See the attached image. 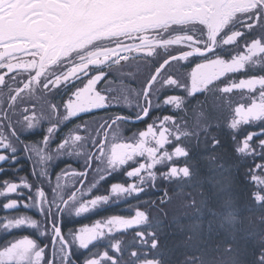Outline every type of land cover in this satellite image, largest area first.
<instances>
[{"label": "rangeland", "instance_id": "obj_1", "mask_svg": "<svg viewBox=\"0 0 264 264\" xmlns=\"http://www.w3.org/2000/svg\"><path fill=\"white\" fill-rule=\"evenodd\" d=\"M210 1L101 0L97 11L82 21L74 15V0H15L12 7L4 6L5 8L0 10V42L15 43V52L23 47L37 48L38 55L46 51L47 63L44 65L50 64L53 57L60 58V56L78 58L77 62H79L68 68L76 73L73 77L76 80L75 84L52 91L51 88L37 86L36 80H29L23 82L26 86L22 90L15 89L3 94L0 97V105L11 120L19 119L23 115L22 109L27 107L30 116L25 119L35 114L37 118L46 122L45 127L47 124L58 123L51 105L56 104L57 107H61L66 100V95L74 88H80L85 84L82 79H77L79 72L74 69L88 58L91 61L97 57L114 56V63L107 66L99 87L101 90L110 87L112 91L108 95L116 97L121 104L124 103L121 99L122 93L124 90H130L129 95L133 105H139V107L131 106L122 109L125 116L134 118L132 122L126 120L129 123L125 119L119 120L114 125L108 123L117 115L116 110L99 112L89 117L88 127L94 130L100 139L96 140L92 137L95 146L82 145V154L73 155L71 159L53 161V165L48 166L53 176L52 182L46 183L39 177L33 178L29 170L31 162L23 158L27 155L23 149L17 153L20 158L15 164L6 162L5 165L0 166L6 168V171L0 172V175L11 170L16 173V176L13 173L10 176H0V181H23L29 176L34 188L36 185L43 184L50 196L53 191H63L65 195L71 191L67 187L53 188V184H58L56 174L59 171L64 170L62 177L69 174L67 183L77 186L82 179L81 171L83 172L88 166L84 175L85 179L87 177L84 188H95L98 192L94 193V197H108V200L79 218H69L71 216L69 209L66 213L69 217H65V231L105 223L116 216L129 217L133 213L127 215L124 213L131 211L129 207H134L136 200V206L148 214L147 225L140 228L145 233L148 244L140 243L135 234L136 229L118 233L116 238L122 239L126 249L123 264H138V260L134 259L130 252L132 250L143 252L145 247L149 256L154 258L153 264L192 263L194 259L192 256L200 251L196 244L199 242L205 244L199 239L202 234L201 217L205 220L207 217L211 218L212 223L218 227L220 237L215 249V254L218 256L217 264H240L239 261L248 258L251 260L255 255L264 256V204H258L252 199L251 193L255 190V186L249 179V169L253 163L264 161V155L261 154L264 128L260 127L261 125L255 126L251 132L244 127L247 121L239 120L233 128L231 119H235V114L228 110L229 107L222 103L221 98L212 95L211 100L206 102L204 107L193 112L194 118L189 124L186 123L187 130L182 137L179 136V140L171 142L169 134H165L164 142L171 143L169 152L171 155L161 152V155L153 157L154 150L151 145L144 148L145 151L135 150V144L146 142V136L153 145V140L146 131L147 126L153 127V125L147 122L142 130L130 125L138 121L140 116H136L144 107L140 96L132 95V92L143 90L155 66L160 65L168 56L185 51L190 45L187 40L191 42L195 40L199 45L208 41L205 19ZM246 1L248 0H228V3L231 7L235 5L242 7ZM177 24H184L186 27L177 31L165 30L166 27ZM187 27L193 29L188 31ZM172 43L181 45L174 46ZM209 48L210 46L200 50ZM121 55L123 58L120 57ZM124 55L131 58L125 59ZM189 57L194 55L187 56L186 63L183 58L173 60L161 74L163 79H167L170 75L177 78L180 83L175 88L176 94L184 89L186 92L189 90L191 74V68L188 66ZM159 82L158 80L157 83ZM20 91L23 92L20 94ZM17 92L18 95H16ZM13 96L15 98L10 99ZM13 112L16 113L15 116L12 115ZM5 123L7 125V122ZM71 123L65 124L55 134L53 145L60 142L59 138L61 135L63 138L65 130ZM103 123H108V127L101 132L98 125L102 126ZM17 131H27L26 126L21 129L17 125ZM36 133L40 135L35 140L39 143L40 137L44 135L43 129L29 132L21 139L33 141L31 139L36 136ZM214 140L219 141L215 147ZM155 141L158 142V139ZM130 143L133 144L129 153L122 151L120 156L116 154V149L120 152L122 147L130 146ZM245 144L248 145V149L245 148L244 153H238L237 150ZM15 146L21 147L19 143H15ZM29 146L36 147L33 144ZM177 148L186 151L187 156L176 158L174 153ZM100 153L102 156L99 155ZM60 164H62L61 167ZM185 166L190 170L189 177L185 178L182 174L179 178L172 177L171 168L180 169ZM157 173L165 175V182L161 185L171 187L174 191L172 203L165 204L163 210L159 211L145 203L146 196L149 195L146 193L151 192L152 186L158 185V180L164 181L160 176H156ZM260 174L264 175V170ZM84 180L77 190L82 187ZM113 185L134 187H131L125 195H113L111 191ZM234 185L240 188L237 192L233 189ZM196 187H198L197 191ZM202 187H207L208 192L201 193ZM19 193L23 195L0 198V220L5 216L19 218L22 215H28L38 219L43 225L44 219L39 217L34 207L30 206L27 209L20 207L8 213L4 212L2 207L4 202L9 199L23 201L29 195L28 191L26 189L22 191V188L19 189ZM59 199L57 196V206L63 208ZM92 212L93 215L90 217ZM98 214L100 217L95 218ZM52 216L54 219L57 216L55 208L52 210ZM169 220L173 223L167 229L173 236L166 238L171 235L169 232L167 236L166 231V234L159 238L158 234L166 230V228L163 229L162 223L165 224ZM205 225L203 228L206 227ZM149 231L154 232L155 235L148 236ZM25 236L40 239L35 230L26 227L11 233L0 230V250L8 242ZM153 239L159 242L155 249L151 248ZM41 243L48 244L47 237L42 239ZM104 243L105 241L99 242L97 251L103 249Z\"/></svg>", "mask_w": 264, "mask_h": 264}, {"label": "snow or ice", "instance_id": "obj_2", "mask_svg": "<svg viewBox=\"0 0 264 264\" xmlns=\"http://www.w3.org/2000/svg\"><path fill=\"white\" fill-rule=\"evenodd\" d=\"M249 27H252V25ZM239 35H242V33L237 34V36ZM245 48H248L247 44ZM210 51H214V48L210 49ZM198 54L207 55V52L201 51ZM188 55L190 56L191 53ZM252 55L254 56L256 53ZM130 58L125 57V59ZM250 58H235L231 63L224 59H217L216 63L220 66L221 70L205 82L208 85L219 84V88L211 94H224L242 89L255 91L258 85L262 86V91H264V74L258 77H241L239 82L235 79L237 74L247 71V66L242 61ZM183 59L186 63L187 56L183 57ZM171 62V59H169L166 62H162L161 65L155 66L145 82L143 90L132 92V95L140 96L145 105L140 110L141 114L139 118L141 120L149 119L153 111L160 108H171L177 112L182 110V108H186L184 97L175 93V88L180 83L177 78L170 75L167 79H163L161 76ZM15 67V65L0 63V70H3V74H0V85L4 84L3 75L13 72ZM75 74L74 71L69 72L67 75L56 74L51 81L44 83L43 87L57 91L63 87L75 84L76 81L73 78ZM101 79H103V74L100 79H89L80 88H74L71 93L66 95V100L61 107H57L56 104L51 105L55 117L59 121L54 125L47 124L45 127L46 122L37 118L35 114H32L31 118L25 119V117L30 116L27 107L22 109L23 115L15 121L10 119L7 112L0 111V166L5 165L6 162L15 164L16 160L20 158L17 153L23 149L27 153L23 158L31 162L29 170L33 178L39 177L46 183L52 182L53 176L48 166L53 165V161L65 158L71 159L73 155L82 154V145L95 146L92 137H95L96 140L100 139L97 133L88 127L89 117L99 112L116 110L117 115L108 123L114 125L121 119H127L122 109L131 106L139 107L138 104L133 105L129 95L130 90H124L122 93L121 99L124 103L121 104L116 97L108 95L112 91L110 87H106L103 90L98 87ZM158 80L160 81L159 83H157ZM25 86L22 85L21 90ZM18 94L17 92L16 95ZM197 95H204V90L198 89L187 92V96L189 97ZM14 98V96L10 97V99ZM12 115L15 116L16 113L13 112ZM172 119L175 120V117H172ZM5 122H7V125ZM69 122L72 123L65 130L63 138L58 144L53 145L52 142L55 134L65 124H69ZM108 123H103L102 126L98 125L99 130L102 132L104 128L108 127ZM17 125L21 129H24L26 126L27 131L18 132ZM232 127L235 128V124ZM41 129H43L44 135L40 137L39 143L35 140L27 141L21 139L22 136L29 132H36ZM14 141L15 143H19L21 147L17 148L15 143H13ZM29 144L36 145V147L32 148ZM218 144L219 141L214 140L213 146L215 147ZM247 147V144H245L244 147L237 150L238 153H244ZM53 148H55V151H53ZM261 149V154L264 155V142L261 143ZM174 155L176 158H179L187 156V152L177 148ZM33 156H35V160H33ZM262 170H264V161L253 163L249 169V179L255 186L251 197L258 204H264V175L260 174ZM3 171H6V168L0 167V172ZM63 171L61 170L56 174L58 184H53V188L63 189L67 187L71 189L67 195L63 191H53L50 196L45 191L43 184L36 185L34 188L26 177L23 181H0V198L16 196L17 194L23 195V193H19L20 188L26 189L29 193L28 197L23 201L9 199L4 202L2 207L5 213L20 207L27 209L31 206L32 208L34 207L39 217L44 219L43 225H41L38 219L28 215H22L19 218H7L5 216L4 219L0 220V230L6 233L26 227L35 230L37 236L40 238L25 236L22 239L8 242L0 250V264H123L126 249L123 246L122 239H117L116 237L118 233H125L131 229H136L135 234L142 245L148 244L145 233L140 230L141 226L147 225L148 214L139 208L129 217L116 216L108 219L105 223H96L89 227L81 226L65 231V217H69L66 214L69 209L71 210L69 218H79L93 211L100 203H106L108 197H95L90 201L83 199V197L90 195L91 189L88 192L78 194L75 190L76 185L67 183L69 174H65L62 177ZM170 171L174 178H179L181 174L185 178L190 176V170L186 166L180 169L173 167ZM131 187L134 186L113 185L111 191L113 195H125ZM136 194L138 195L139 193ZM164 195H166V192ZM57 196H59V203L63 205V208L57 206ZM53 208H55L57 213L55 219L52 216ZM147 235L154 236L155 233L149 231ZM45 237L49 241L48 244L41 243V240ZM100 241H105V243L103 244V249L97 251ZM158 243V240L153 239L151 248L155 249ZM130 255L138 260V264H153L154 258L149 256L147 247H145L143 252L132 250ZM260 259L264 261V256H261Z\"/></svg>", "mask_w": 264, "mask_h": 264}, {"label": "flooded vegetation", "instance_id": "obj_3", "mask_svg": "<svg viewBox=\"0 0 264 264\" xmlns=\"http://www.w3.org/2000/svg\"><path fill=\"white\" fill-rule=\"evenodd\" d=\"M221 19L222 27L212 47V49L214 48V51H210L209 53H207V55L188 58V66L191 68L188 91L203 89L204 95L189 97L187 96V92L184 89L183 91H179L177 95L184 97L186 108H182V110L178 112L172 110L171 108H160L154 110L149 119L141 120L140 118H138V121L136 123H130V125L137 126L140 130L143 129L145 123L147 122H151L153 125V127H146L147 134L149 133V136H151V139L153 140V145L152 142L148 141V136H146V142L135 144V150L145 151L146 149L144 148H146L148 145H151L154 150L153 157L161 155V152L168 154L171 151V143L164 142L165 134H169V141L171 142L179 140V136L182 137V134L187 130L186 123L189 124L190 120L192 121V118H194L193 112L204 107L207 104L206 102L211 100V93L219 88V84L208 85L205 83L221 70L220 66L216 63L217 59H224L225 61L231 63L235 58L251 57L250 59L242 61L246 64L247 71L240 72L235 76L237 82H239L241 77H258L264 74V0H248L242 7H239L237 5H235V7H231L229 6L228 0H226L222 6ZM206 23L208 24L207 20ZM250 25H252V27H249ZM238 33H242V35L237 36ZM207 36L208 41L206 43H202L201 45H199V43L195 40H192V42L187 40L190 45L187 44L188 47L185 50H188L190 48L205 49L206 47L210 46L212 37L210 36L209 32ZM4 39L5 38H3V40ZM14 44L15 43L11 42H0V63L16 66L13 72L3 75L4 84L0 85V97L5 93L10 92L11 90H20L22 85H24L23 82H27L29 80H36L37 86L42 87L43 84L51 80L54 75L58 73L67 75L69 72H72L68 68L79 63L77 62L78 58H62L60 56V58L53 57L50 64L44 65V63H47L46 51H43L41 55H38L36 52L37 48L25 49L23 47L15 52ZM246 44L248 45V48H245ZM172 45L180 46L181 44L172 43ZM253 53H256V55L253 56ZM113 60V58L98 57L92 59L91 61L89 60V58L86 59V61L82 63V65H77L74 69L75 71L79 72L77 79H82L83 81H85V83L89 79H100L101 75L106 72L107 66L110 63H114ZM0 74H3V70H0ZM104 76L105 75L103 74V78ZM13 77H15V79H13ZM22 92L23 91H20L19 93L21 94ZM215 96H219L222 103L229 107L228 110L233 111V113L235 114V119H231L233 124H238L239 120H245L247 121V123L244 127L251 132L257 125H261L260 127L264 128V91H262V86L258 85L255 91H252L250 89H242L234 90L230 93L224 94L216 93ZM0 111H3L1 105ZM140 114L136 117H139ZM125 117L131 118L128 116ZM172 117H175V120H173ZM35 135L37 137L33 136L31 140H37L40 136L37 133ZM61 139L62 135L59 140ZM155 139H158V142H156ZM132 144L133 143H130V146L122 147V150L120 152L118 149H116V154L120 156L122 151L123 153H129V151L132 150ZM103 151L104 149L102 148V153ZM102 153H100L99 155L102 156ZM169 155H171V153H169ZM61 166L62 164H60V167ZM87 167L83 172L81 171L82 179L77 184L75 189L78 194L88 192V190L90 189L88 187H86V189L84 188L87 180V177L86 179L84 178ZM12 173L16 176V173L13 172V170L8 171L7 173H2L0 176H10ZM156 176H160L164 181L160 182L158 180V185L152 186L153 189H150V193H144L149 194L148 196H146V205H149L150 208H155V210L159 211L163 210L165 204L169 205L170 203H172L174 199V191L171 187H164L161 185L163 182H165V175L157 173ZM26 178L28 182L31 183L30 177L27 176ZM83 180L85 184L83 183L82 187L77 190L82 184ZM196 188L197 191L198 187ZM207 189V187H202L200 192L205 194L208 192ZM233 189L237 191L240 188L236 187L235 185ZM24 190L25 189L22 188V191ZM95 192H98V190L92 188L90 195L83 197V199L90 201L91 199L95 198ZM165 192L166 195H164ZM103 195L104 194H102V196ZM143 196L144 195H142V197ZM139 205H141V203ZM126 207V203H124V208ZM129 208L131 211L125 212V215H127L128 213L132 214L139 208L136 206V200L134 201V207ZM92 215L93 212L90 213V217H92ZM98 217H100V214H98L95 218ZM172 223L173 221L170 220L165 224L162 223L163 229L166 228V230L164 229L160 232L161 234H158L160 235L159 238L165 235L166 231L168 232L167 236L169 235V232L171 234L170 237L166 238H171L173 236L172 232L167 229Z\"/></svg>", "mask_w": 264, "mask_h": 264}, {"label": "trees", "instance_id": "obj_4", "mask_svg": "<svg viewBox=\"0 0 264 264\" xmlns=\"http://www.w3.org/2000/svg\"><path fill=\"white\" fill-rule=\"evenodd\" d=\"M200 221L202 222V234L199 236V239L205 244L200 242L198 244L195 243L200 251H198L197 255L192 256L194 259H192V263L190 264H209L208 261L217 264L216 260L218 256L215 254V249L217 248V243L220 237L218 227L215 225V223H212L213 220L209 217H207L206 220L205 218L203 219V217H201ZM203 225L206 227L203 228ZM199 254L201 256H199ZM239 262H241L240 264H264V261L260 259L259 255H255L251 260L248 258L247 260Z\"/></svg>", "mask_w": 264, "mask_h": 264}, {"label": "water", "instance_id": "obj_5", "mask_svg": "<svg viewBox=\"0 0 264 264\" xmlns=\"http://www.w3.org/2000/svg\"><path fill=\"white\" fill-rule=\"evenodd\" d=\"M12 1L13 0H0V8L6 5H9ZM224 1L225 0H211L212 11L210 14V25H211L212 31L216 30V32H218L219 28L221 27L220 10H221V6ZM100 2L101 0H74V15L77 17L79 21H82L97 11V8ZM214 39H215V36L213 38V42H214ZM200 52L201 51H197V50L186 51L178 55L171 56L167 58L164 62L168 61L169 59L173 61L176 59L183 58L185 56H189L188 55L189 53H191V55H200L198 54ZM204 52H208V50H204ZM131 121H134V120H131Z\"/></svg>", "mask_w": 264, "mask_h": 264}, {"label": "bare ground", "instance_id": "obj_6", "mask_svg": "<svg viewBox=\"0 0 264 264\" xmlns=\"http://www.w3.org/2000/svg\"><path fill=\"white\" fill-rule=\"evenodd\" d=\"M14 1H15V0H13L9 5H6L5 7H12V6L14 5ZM5 7H1L0 10H1L2 8H5Z\"/></svg>", "mask_w": 264, "mask_h": 264}]
</instances>
